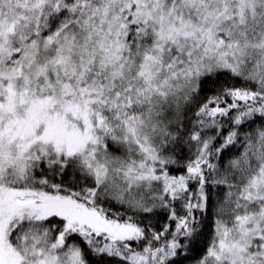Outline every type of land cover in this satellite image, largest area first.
I'll use <instances>...</instances> for the list:
<instances>
[{"label": "snow or ice", "instance_id": "snow-or-ice-1", "mask_svg": "<svg viewBox=\"0 0 264 264\" xmlns=\"http://www.w3.org/2000/svg\"><path fill=\"white\" fill-rule=\"evenodd\" d=\"M0 264H264V0H0Z\"/></svg>", "mask_w": 264, "mask_h": 264}]
</instances>
